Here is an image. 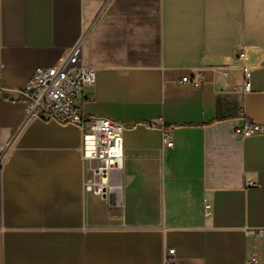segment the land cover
Here are the masks:
<instances>
[{
	"label": "crops",
	"instance_id": "1",
	"mask_svg": "<svg viewBox=\"0 0 264 264\" xmlns=\"http://www.w3.org/2000/svg\"><path fill=\"white\" fill-rule=\"evenodd\" d=\"M78 43L96 71L83 113L125 127L107 199L86 192L81 130L26 122L3 91ZM196 71L202 87L181 83ZM244 118L264 125V0H0V264H248L264 134L241 136Z\"/></svg>",
	"mask_w": 264,
	"mask_h": 264
},
{
	"label": "built area",
	"instance_id": "2",
	"mask_svg": "<svg viewBox=\"0 0 264 264\" xmlns=\"http://www.w3.org/2000/svg\"><path fill=\"white\" fill-rule=\"evenodd\" d=\"M244 57V54L239 55V59ZM243 73L244 83L238 90L249 93L251 67L245 66ZM95 83L96 71L83 63L82 43H78L56 66L38 69L24 87L3 91L15 95L17 101L24 103L26 122L72 125L81 130V155L88 166L86 192L100 199H107L121 188L114 180V175L123 169L125 127L115 120L83 113L80 106L81 95ZM181 83L199 88L204 84V76L202 72L196 71L193 75L184 77ZM243 121L244 125L238 131L241 136L250 138L264 134V125L246 118ZM149 126L156 128L158 125L151 123ZM163 142L166 148L174 147L167 130L163 131ZM3 166L4 160L0 153V170ZM210 212L211 206L205 203L206 215H210ZM246 234L255 241L248 264H259L257 241L264 238V230H248ZM170 253L174 254V251Z\"/></svg>",
	"mask_w": 264,
	"mask_h": 264
}]
</instances>
